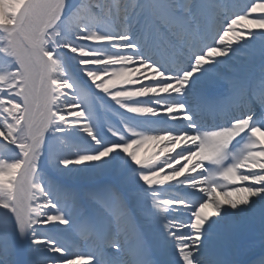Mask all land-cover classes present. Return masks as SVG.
Wrapping results in <instances>:
<instances>
[{
    "label": "snow or ice",
    "instance_id": "obj_1",
    "mask_svg": "<svg viewBox=\"0 0 264 264\" xmlns=\"http://www.w3.org/2000/svg\"><path fill=\"white\" fill-rule=\"evenodd\" d=\"M0 264H264V0H0Z\"/></svg>",
    "mask_w": 264,
    "mask_h": 264
},
{
    "label": "bare ground",
    "instance_id": "obj_2",
    "mask_svg": "<svg viewBox=\"0 0 264 264\" xmlns=\"http://www.w3.org/2000/svg\"><path fill=\"white\" fill-rule=\"evenodd\" d=\"M159 150V146L156 145L154 142H149L145 145H143L140 149V156L141 158H147L148 156H151L153 155L155 152H157ZM179 150V149H178ZM175 153H172V155H174ZM166 156L165 155H162L159 159H165ZM182 163V161L180 162V164ZM179 166V165H177ZM165 171H167V169H165ZM197 171H200V169H197ZM186 174H189V173H186ZM191 175H195L196 173L193 172V173H190ZM182 179V177H181Z\"/></svg>",
    "mask_w": 264,
    "mask_h": 264
},
{
    "label": "rangeland",
    "instance_id": "obj_3",
    "mask_svg": "<svg viewBox=\"0 0 264 264\" xmlns=\"http://www.w3.org/2000/svg\"><path fill=\"white\" fill-rule=\"evenodd\" d=\"M258 15H260V14H251V15L249 16V19H254V18H256ZM241 23L243 24L244 22H241ZM183 163H184V161H182V163H181L179 166L183 165ZM179 166H177V167H179Z\"/></svg>",
    "mask_w": 264,
    "mask_h": 264
}]
</instances>
